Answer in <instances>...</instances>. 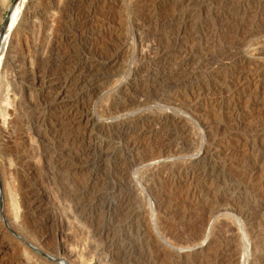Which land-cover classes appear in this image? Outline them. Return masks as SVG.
Returning <instances> with one entry per match:
<instances>
[{
	"label": "rangeland",
	"instance_id": "374dc122",
	"mask_svg": "<svg viewBox=\"0 0 264 264\" xmlns=\"http://www.w3.org/2000/svg\"><path fill=\"white\" fill-rule=\"evenodd\" d=\"M22 1L0 264H264V0Z\"/></svg>",
	"mask_w": 264,
	"mask_h": 264
},
{
	"label": "bare ground",
	"instance_id": "6f19581e",
	"mask_svg": "<svg viewBox=\"0 0 264 264\" xmlns=\"http://www.w3.org/2000/svg\"><path fill=\"white\" fill-rule=\"evenodd\" d=\"M21 1H22V0H21ZM22 2H23V1H22ZM6 4H7V3H6ZM19 5H21V4L19 3ZM21 6H22V5H21ZM18 7H19V6H18V4H17L14 10H13V8H12L11 15H12V13H13V15L10 16V17H12V20H13V18H15L14 16H15L16 11H19V10H17ZM5 8H6V7H5ZM5 8H4V9H5ZM4 9H3V10H4ZM18 13H19V12H18ZM16 14H17V13H16ZM10 17H9V18H10ZM10 19H11V18H10ZM12 20H10V21H12ZM8 21H9V19H8ZM8 21H7V23H8ZM6 25H7V24H6ZM7 30H8V29H7ZM8 32H9V31H8ZM7 35H8V34H7ZM6 39H7V38L5 37V42H6ZM0 44H1V43H0ZM2 44H3V43H2ZM4 46H5V44L2 46V48H1V50H0V75L3 74L2 70H3L4 68L2 69V67H4V65L6 64L5 62H3V63H5V64L2 66V64H3V63H2V56H4V55H2V50L5 49ZM3 53H4V52H3ZM4 57H5V56H4ZM4 61H5V59H4ZM6 65H7V64H6ZM1 69H2V70H1ZM1 72H2V73H1ZM3 87H4V86H3ZM10 106H11V105H10Z\"/></svg>",
	"mask_w": 264,
	"mask_h": 264
},
{
	"label": "water",
	"instance_id": "95a60500",
	"mask_svg": "<svg viewBox=\"0 0 264 264\" xmlns=\"http://www.w3.org/2000/svg\"><path fill=\"white\" fill-rule=\"evenodd\" d=\"M16 1H17V0H14V3H15ZM11 11H12V8L9 10V13H11ZM7 17L9 18V16H7ZM7 21H8V20L5 21V24H7ZM4 28H5V27H3V28H2V31L0 32V37H1V34H2L3 30H4Z\"/></svg>",
	"mask_w": 264,
	"mask_h": 264
}]
</instances>
